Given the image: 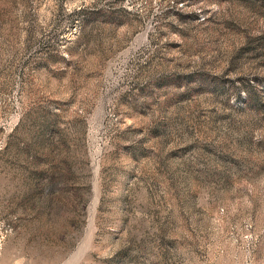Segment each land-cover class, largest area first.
<instances>
[{
	"label": "rangeland",
	"instance_id": "374dc122",
	"mask_svg": "<svg viewBox=\"0 0 264 264\" xmlns=\"http://www.w3.org/2000/svg\"><path fill=\"white\" fill-rule=\"evenodd\" d=\"M0 264H264V0H0Z\"/></svg>",
	"mask_w": 264,
	"mask_h": 264
}]
</instances>
